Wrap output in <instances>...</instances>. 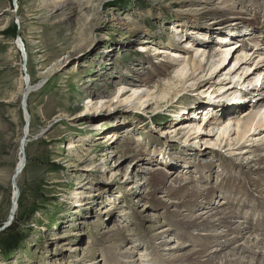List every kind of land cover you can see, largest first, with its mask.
I'll return each mask as SVG.
<instances>
[{
  "label": "rangeland",
  "instance_id": "obj_1",
  "mask_svg": "<svg viewBox=\"0 0 264 264\" xmlns=\"http://www.w3.org/2000/svg\"><path fill=\"white\" fill-rule=\"evenodd\" d=\"M61 1L0 0V264H104L105 252L111 249L112 243L103 235L108 231L115 232L117 228L125 231L127 238L116 243L112 251L120 253L130 249V258L121 255L118 264H155L151 259V245L159 250L163 259H168L172 251H164L159 246L162 241L154 233L160 229L154 231V228H168L166 239L178 243L176 222L189 217V212L175 209L174 200L165 195H151V198L145 199L143 190L141 193L144 194L139 197L140 190L134 182L136 179L130 175L137 162L135 152L124 155L121 145L128 143L130 147L142 151L141 158L144 160L138 166L142 172L155 168L170 172L173 168L170 169L172 163L169 160L178 156L196 166L211 165L205 170L201 168L204 178L193 175L198 178L200 188L205 184L219 186L223 175V178L227 175L232 177L230 180L238 178L236 167L233 175L232 168L229 171L222 163H247L256 154L244 157L237 152H242L244 147L247 150L248 144L245 143L252 142L245 139L240 145L229 148L226 147L229 140H226L214 147L217 136L214 135L225 128L226 121L231 117H235L236 121L244 118L243 113L248 111V107L240 108L235 114L222 111L221 118H217L220 108L214 103L217 99H231L233 90L228 91L227 86L236 85L238 88L246 85L254 77V74L248 76L251 71H262L263 77L264 71L260 67L264 63L258 64L254 55L252 60L237 69L236 55L229 60V56L220 54L223 48L213 47L212 41L221 39L218 33L221 26L217 30H206L204 27L210 18L198 17L207 0H87L85 2L90 3L91 11L85 13L91 16L84 28L75 25L78 20L76 12H51V7ZM221 1L224 0H216ZM160 10L163 16L154 19L153 12ZM256 12L249 9L246 17L251 20L257 14L255 27L264 32V10ZM125 17L129 18L128 22L121 20ZM233 20L229 18L228 23ZM250 20L240 24L244 28H239V32L251 33L244 39H259V44H262V35L249 27L252 24ZM183 28L193 29L194 33L184 39L189 31L180 34L178 30ZM181 37L182 43L178 48L185 49L186 42H189L191 48L188 51L193 50L188 52L187 57H199L202 53V50L195 49L191 41L195 39L208 42L215 55L207 64L201 58H195L205 65L204 72L199 76L195 73V81L182 87L176 85L175 93L170 91V96L163 101L156 98L147 101L144 96L149 91L143 87L132 91L127 87L124 92L117 93L116 79H145V75L160 64L170 66L167 76L158 77L153 72L150 80L154 84L161 80L175 83L178 79L173 72L183 65L182 61L173 60L175 52L171 48L177 45L170 42ZM139 38L146 41L139 42ZM18 39L27 52L25 65L22 64L24 55L14 45ZM236 41L238 38H233L224 46L234 48ZM105 47H113L114 51L109 55L115 62L113 70L104 65ZM139 49L142 55L138 54ZM223 58L228 59L224 63L227 64L222 72L217 73ZM55 64L57 69L50 72ZM99 67H104L101 78L95 76ZM186 71L185 74L190 73L188 67ZM22 75L25 79L29 75L32 87H29L23 101L20 97L24 86ZM92 77V86L105 97L111 95L109 100L95 104L94 98L86 99L88 94L84 90L90 84H83L81 80ZM134 81L141 85L138 80ZM26 86H29L28 83L24 90ZM211 90L216 96H203L204 92ZM23 107H27L30 127L27 144L21 150L26 124ZM208 107L217 110L211 111ZM188 109L191 113L184 115L182 111ZM212 115L216 117L213 120H219L217 127L211 125L215 122L210 120ZM109 120L112 122L105 123ZM95 121H101L100 126L103 127L94 129L91 124ZM191 121L200 126L198 134L196 128L193 131L181 129L180 125ZM109 134L116 135L118 140H110ZM206 134L212 136L210 144L205 143ZM159 148L163 149L157 156L152 153ZM249 148L253 151L255 144ZM21 151L25 155L26 166L23 165L25 168L16 183L20 199L13 216L11 206L16 185L13 186L12 180L17 176ZM204 152L210 154L202 155ZM206 156L208 159L204 158ZM118 157L120 159L115 164ZM183 164L175 165L179 169L173 170L185 173ZM222 168L225 169L223 172ZM84 170L83 175L81 171ZM211 170L213 176L207 182V174ZM86 195L93 196L95 200L89 210L84 206L88 199ZM77 231L79 234L73 235ZM136 235L144 239L139 237L140 240H137ZM6 239L9 248L4 249L1 245ZM180 241L190 248L189 242Z\"/></svg>",
  "mask_w": 264,
  "mask_h": 264
},
{
  "label": "bare ground",
  "instance_id": "obj_2",
  "mask_svg": "<svg viewBox=\"0 0 264 264\" xmlns=\"http://www.w3.org/2000/svg\"><path fill=\"white\" fill-rule=\"evenodd\" d=\"M85 1L87 0H83V2L81 0H62L61 2H58L51 7L52 8L51 12L53 13L55 10H60L67 14L76 12L78 14V20L75 22V25H82V27L84 28L86 24L89 23L90 21L89 17L91 16L90 14L85 13L86 11L89 10L91 11V7L89 6L90 3ZM208 5L211 7L208 8L209 7ZM188 6L195 7L193 5H188ZM202 7L203 8L200 10L201 13H199L198 17L205 19L206 18L208 19V17L210 18L208 20V24L204 28L206 30L209 28L212 30H217L218 28H220L219 26H221V28L218 30L221 39L212 41V44H214L213 47L218 46L219 50L222 48L224 49V51H220L222 52L220 53L221 55L225 54L226 55L225 57L229 56L228 57L229 60H231L233 56L236 55L235 63L237 64L236 66L239 65L237 69H239L240 66L246 63L248 60H252L254 55L258 59V64L264 63V42H263L264 32H261V29L255 27V25H257L258 23L257 14H255V16H252L251 20L250 18L246 17L249 13V9H252L255 13H257L256 10H261V9L264 10V0H224L221 1V3L216 2V0H207L202 5ZM153 13L154 14L152 15L154 19H158L163 16L162 15L163 12H161V10ZM229 18L234 19L235 22H233L234 21L233 20L232 23H228ZM121 20L128 22L129 18L125 17L124 19ZM249 20L252 22V24H250L249 27H252L256 31H260V34L262 35V44H259L258 42L259 39L245 40L244 39L245 33H243V35H241L242 38L240 37V40L236 41L237 43L234 45L235 46L234 48L233 46L230 47L224 46L226 41L228 42L230 41V39L227 40V37L233 35L232 33H235L237 31L236 29L244 28V26L240 24L249 22ZM227 23L229 25H227ZM230 28H234V29L229 30ZM263 28H264V21H263ZM178 29H182V28H178ZM183 30H178V32L181 34L182 32L186 33L189 31L188 33L185 34L186 37H184V39L185 38L187 39L188 38L187 36H190L191 34L194 33L193 29L185 30V28H183ZM226 30L228 32L229 31L231 32L227 33ZM225 33L228 36L225 35ZM139 39L138 41L142 43L146 41L143 38H139ZM182 39L183 37L180 38V41ZM191 41L192 43L194 42L195 49L202 50V53L201 55H199V57L197 55H194V57L191 56L187 57L188 52L193 51V50L190 51L187 50L188 48H191L189 42H186L187 46L184 47L185 49H179L178 45L173 46L171 48L172 50L170 49L171 51L174 50L175 52V53L172 52L173 60L182 59L177 61H182L181 66L182 65L184 66V68L182 66L180 67L182 69L178 68L175 72H173L175 78L178 79L175 83L173 82L170 84L171 80H167V81L161 80V82L154 84L153 81L150 80L154 75V73L158 77L167 76V70L170 68V66L165 64H160L157 68L154 69L153 71L154 73L150 72L146 74L145 79L140 77H138L137 79L134 78L128 79L123 77L122 79L119 80L116 79L114 83L118 85L117 93L124 92V90L127 87H129L131 91L140 90L139 87H143L147 91H149L148 93H146L147 95L144 96L146 97L145 99L147 101L149 98L150 99L154 98L153 100H155L156 98L160 101H163L168 96H170L169 95L170 91L172 93H175L174 87L176 85L182 87L183 85H185V83H188L190 81H195L194 78L197 75L195 73H198L197 76H199L202 73V71L205 70L204 68L205 65H202L200 60H203L207 64L215 57V55L214 52L209 49L208 42L205 43L199 41V39H195L196 42L193 40ZM14 45L16 46L15 48L24 55L22 64L25 65L24 59L25 58L27 59L28 57L23 42H21V40L18 39L16 42H14ZM205 45L207 47L203 49L204 48L203 46ZM257 46H260V48H257ZM112 48L113 47L110 48L105 47L107 51H103V52L106 53L105 54L106 57H102V58L104 61V65H107L106 68L107 69L111 68L113 70L115 62H113L109 56L114 51ZM176 48L179 49L178 50L179 52L176 51ZM144 49L145 48L143 47L142 50ZM144 52H146V50ZM159 53L161 52H158V54ZM238 53H240L241 55H239ZM195 58L198 59L201 58V59L195 60ZM228 59L225 58L222 59L221 64L217 68L218 69L217 73L223 71L225 65L227 64L224 63ZM57 67L58 65L55 64L54 67H51L50 72L56 70ZM151 67L154 68L155 67L154 64L151 65ZM186 67H188V72H190L189 74H185L187 73V71L185 72ZM103 68L104 67H99V71L95 72V76L101 78L104 75L103 73L104 71L102 70ZM146 68H148V66ZM260 68L261 70L264 71V65L263 67ZM107 74H109V72L105 73V75ZM253 74L254 77L251 80H248L246 85L244 86H240L238 88H236V85L233 87L229 85L227 86L228 91L231 92L233 90L231 99H225V100L217 99L216 101L219 104L221 103L226 104V102L230 103V100L236 99L237 103L241 104L239 106L237 105L233 106L232 108L230 107L228 113L235 114L239 111L240 108L248 107V111L243 113L244 118L236 121L235 117L233 118L231 117L226 121L227 124L225 128L221 129V131H218L219 134L214 135V136L217 135L214 141L215 144L213 145L214 147L224 144L226 140L227 141L229 140V142L226 144L227 145L226 147L229 148L232 146L240 145V143L243 142V140L245 139H250V142H252V144L244 142L245 144H248L246 145L248 146L247 147L248 149H250L249 146L254 147L255 144V148L253 151L248 149L246 150V147H244L243 148L244 150L242 152H237L239 156L242 155L244 157L248 155L256 154L254 158H250L247 161V163H245L244 165L236 164V162L234 161L231 164L228 163L225 164V162L222 163L223 165L226 166V168L229 171L231 168L233 170L236 167L237 170L236 175L238 176V178L230 180L229 178L232 177L227 175L226 177L223 178L224 176L223 175L222 178H220L219 186L216 185L218 188L214 187L215 185L209 186V184H205L206 186H202V188H200L198 187V183H199L197 181L198 178L193 177V175L194 174L200 175V178H204L203 172H201L202 171L201 168L205 170L206 168L207 169L209 167L211 168V165L196 166L191 164V162L184 161L183 157H178V156L173 157L171 161L169 160L170 164L172 163L170 165L171 166L170 169L178 168L175 165L177 164L182 165L184 163L182 168H184L185 173H181L180 170L174 171L173 169L170 172H166V171H161L158 168L151 170L147 169L146 172L145 171L142 172L139 169L140 167H138L139 163L144 160L143 158H141L142 151L139 152L136 148L132 146L130 147L128 143L127 144L122 143L121 147L124 155L125 154L128 155L129 153L135 152V161L137 162L135 163L134 167L131 169L130 175L132 179H136L134 181L135 186L137 184V188L138 190H140L139 191L140 194H138V196L140 197L141 194L143 195L145 193L143 196L145 199H148L151 198L150 197L151 195L157 196L161 194L162 197L165 195L169 200L170 199L174 200L173 206L175 209H179V208L186 209L189 212V217H186L182 221L176 222L175 237L179 238L178 243L180 244L174 243V241L173 243H171L170 239L169 240L166 239L165 235L169 233L168 228H164L162 230L161 228H156V229L154 228V231L160 229L159 232L154 233L156 238L161 239L162 241L159 243V246H162L164 251H170V252L172 251V252L171 255L168 256V259H163V256L159 253V250L155 248L154 245H151L153 248L152 251L153 253L151 254V259L153 263L155 264H264V76L261 77L263 75L262 71L258 72L256 70L251 71V73L248 76H251ZM184 76L185 78L182 79ZM241 78L242 76L239 77V81H241ZM21 79L23 81L24 86L26 83H28L29 85L28 87L26 86L25 90L23 86V88L20 91V97L21 100L23 101V99L26 96V93L30 90L29 87H31V84H30L29 75H27L26 79L22 75ZM134 80H138V83H141V85L138 86L137 83H135L136 81ZM81 81L83 84H90L89 86L86 87L85 89L86 91L84 90V93L88 94L86 99L94 98L96 101L95 104H99L102 101H106V99H108L111 96V95H108L107 97L103 96L98 92L96 88L92 86L94 77L85 78L82 79ZM163 82H167V83L164 84ZM259 82L261 83L257 85ZM249 86H251L250 90H247L244 94L239 93L241 89H244ZM133 88H137V89H133ZM213 91L214 90H211L210 92H204L203 96L204 95L207 96L210 94L215 95V93H212ZM139 100L141 99L139 98ZM95 104L92 106H95ZM218 107L221 108L220 106ZM23 108L24 110H22V112L24 114V119L26 121L25 122L26 124L24 130V139L23 140L21 139L22 140L20 146L21 150L24 149L27 144L26 142L30 127L29 126L30 121H28L29 114L26 109L27 107L26 108L23 107ZM207 109L213 111L216 108L211 109L210 107H208ZM182 113L184 115L186 113L188 116L191 112H189L188 109L182 111ZM225 115L226 114H223V116ZM216 117L221 118V114H219L218 112V115ZM216 117L211 116L210 120L211 119L213 120ZM225 117L229 118V116H225ZM213 121L215 122L211 125H216L215 127H217V122L219 120H213ZM100 122L101 121H95L94 123L91 124V126L94 129H101L103 125L100 126ZM110 122L112 121L109 120L105 123H110ZM192 122L193 121L180 125L181 129L185 131L188 130L193 131V129L196 128L195 131H197L196 133L198 134V132L200 131V126H197V124H194V122L193 123ZM1 129L2 127L0 124V130ZM110 135L111 134L107 135L109 136L110 140L117 138L116 135L113 136L111 135L112 137H110ZM204 137H206V140L205 138H203V141L205 140V143L210 144L209 142H211L212 136L206 134V136ZM113 143L114 142H112V144ZM162 149L163 148H159L158 150L160 152L158 150H155L152 153H154L157 156L158 153L162 152ZM201 154L208 155L210 153L204 152ZM130 157L133 156L131 155ZM207 157L208 156L204 158L208 159ZM213 157L215 158V156ZM119 159L120 157H118L117 160L114 161L115 164H117ZM18 163L19 164L16 170L17 176L15 177V179L12 180L13 186L16 185L19 176L22 174L26 166V158L24 153L19 156ZM163 164L164 163H162V165ZM200 164H205V163H200ZM187 165H189V167L185 168V166ZM190 167H192V169H190ZM224 170L225 169L222 168V172ZM81 172L83 173L86 171L84 170ZM84 174L85 173H83V175ZM204 174H206V172ZM207 175H208L207 182H209V180L213 176L212 170L211 173ZM233 175H235V172L233 173ZM137 181H139V183L144 182V184L140 185ZM15 188H14L13 202L11 206V212L13 216L16 215L18 209V202L20 199V190L17 185ZM143 190L144 193H141ZM146 192H148L149 194H146ZM85 197L88 199L84 206L89 210L88 207L90 206V204H94L95 200L93 196L86 195ZM108 208H112V206H109ZM98 215H101V213ZM155 227H157V225ZM77 233L79 234V231L73 233V235L74 234L77 235ZM136 236H137L136 237L137 240L139 239V237L144 239V237H142L141 235H136ZM103 237L107 238L112 243L110 247L111 249L110 250L107 249L108 251L105 252L106 256L104 259V264L120 263L119 258L122 257L121 255H127L128 258H130L129 257L130 253L128 252L130 251V249L124 252H121L119 250L121 254L112 251V249L114 248L113 246L116 243L124 241L126 237L125 231H122L120 228H117L115 232L108 231L106 234L103 235ZM180 239L185 242H189L191 244L190 248L187 245H184L185 243H182ZM89 254L91 256V253Z\"/></svg>",
  "mask_w": 264,
  "mask_h": 264
},
{
  "label": "trees",
  "instance_id": "obj_3",
  "mask_svg": "<svg viewBox=\"0 0 264 264\" xmlns=\"http://www.w3.org/2000/svg\"><path fill=\"white\" fill-rule=\"evenodd\" d=\"M14 236V235H13ZM9 243V241H8V239H6L3 243H2V248H4V249H7V248H9L8 246H7V244ZM11 248V247H10Z\"/></svg>",
  "mask_w": 264,
  "mask_h": 264
}]
</instances>
